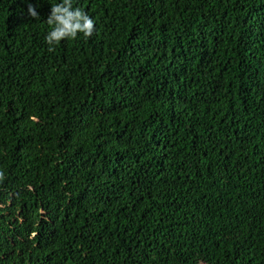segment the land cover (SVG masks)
<instances>
[{"label":"trees","instance_id":"trees-1","mask_svg":"<svg viewBox=\"0 0 264 264\" xmlns=\"http://www.w3.org/2000/svg\"><path fill=\"white\" fill-rule=\"evenodd\" d=\"M58 2L0 0V264H264V0H71L49 51Z\"/></svg>","mask_w":264,"mask_h":264},{"label":"clouds","instance_id":"clouds-1","mask_svg":"<svg viewBox=\"0 0 264 264\" xmlns=\"http://www.w3.org/2000/svg\"><path fill=\"white\" fill-rule=\"evenodd\" d=\"M36 8V5L27 2V15L32 18L38 17ZM45 21L49 30L44 35V41L49 46V51L62 40L75 39L78 34L87 38L94 29L93 18L80 8L73 7L71 0H59L53 4Z\"/></svg>","mask_w":264,"mask_h":264}]
</instances>
